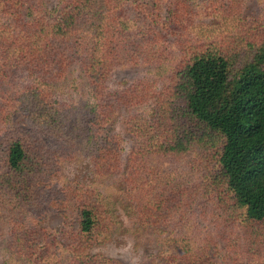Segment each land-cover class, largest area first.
Returning a JSON list of instances; mask_svg holds the SVG:
<instances>
[{
  "label": "trees",
  "instance_id": "obj_1",
  "mask_svg": "<svg viewBox=\"0 0 264 264\" xmlns=\"http://www.w3.org/2000/svg\"><path fill=\"white\" fill-rule=\"evenodd\" d=\"M248 1L0 0V264H117L91 253L119 228L112 183L59 176L81 157L142 223H190L159 241L166 264H213L216 239H190L205 224L245 252L225 260L264 264V0L253 17ZM124 65L143 77L110 89ZM121 109L128 151L109 127Z\"/></svg>",
  "mask_w": 264,
  "mask_h": 264
},
{
  "label": "rangeland",
  "instance_id": "obj_2",
  "mask_svg": "<svg viewBox=\"0 0 264 264\" xmlns=\"http://www.w3.org/2000/svg\"><path fill=\"white\" fill-rule=\"evenodd\" d=\"M191 6L195 4L194 13H197L195 9L197 4H203L204 0H187ZM259 5L256 0H249L244 8L243 16H256L258 13ZM197 16H193L192 21L200 20ZM129 16L133 19H138L139 15H136V12L133 8L129 9ZM204 22L207 21L206 18L202 19ZM172 39V37H169ZM144 68L139 65H124L114 69L112 76L109 80V87L112 90H115L120 87H124L131 82H136L144 75ZM68 82V81H67ZM66 82V83H67ZM65 83V84H66ZM67 86V84H66ZM11 87L9 84H3L0 86V95H4L10 91ZM11 92V91H10ZM126 110H119L109 122V127L115 132L123 137L124 140V149L126 151L130 150L134 144V139L129 135L124 126V117ZM13 122L19 125L24 123L23 118L19 114L13 115ZM126 155V154H125ZM126 156L124 157V162ZM61 180L65 181H74L82 184L85 187L89 188H101V181L104 183H112V189L102 190V194L106 196L112 205L114 206L115 213L118 216L119 228L112 235V237L103 244L96 245L91 249V253L100 254L106 258H109L116 262L117 264H166L165 258L161 253V244L160 240L169 234L178 235L180 231H184L186 234L187 229L190 223H178L173 220V226L171 224H158L157 226H152L149 224H144L139 220L138 214L135 212L132 203L125 197L124 185L121 182L120 178L115 177H105L104 175H97L91 163H89L84 157L65 161L60 166ZM99 184V185H98ZM192 221V220H191ZM195 223H199L198 218H195ZM175 222V223H174ZM206 223V221H203ZM44 226L50 228L54 231H59L62 228V220L59 216L50 213L47 215L46 222ZM206 226V227H205ZM205 226L200 225L198 231H195L193 234H190L192 238L190 239H199L201 236L215 238L218 244V250L215 252V255L210 260L213 264H233L224 259L225 253H245L242 248L235 247L232 251H226L223 248V242L221 241L220 236L217 234L211 233V236L206 232L207 229L213 231V227L209 228L207 224ZM210 232V231H209ZM188 234V233H187ZM35 238V237H34ZM42 241L40 238L35 239L34 246L38 250L42 246ZM44 242V241H43ZM10 253H7L3 249H0V256H6ZM21 261H27L29 259L20 258ZM178 264V263H176Z\"/></svg>",
  "mask_w": 264,
  "mask_h": 264
}]
</instances>
